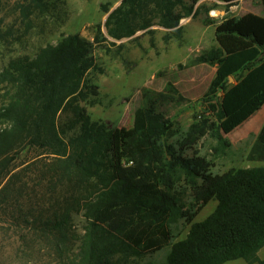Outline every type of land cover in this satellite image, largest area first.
Instances as JSON below:
<instances>
[{
	"label": "rangeland",
	"instance_id": "obj_1",
	"mask_svg": "<svg viewBox=\"0 0 264 264\" xmlns=\"http://www.w3.org/2000/svg\"><path fill=\"white\" fill-rule=\"evenodd\" d=\"M242 4L226 5L216 0H0V70L10 59L32 57L41 47L54 44L70 33L78 32L93 40L99 25L104 36L103 41L94 45V64L82 79V83L95 84L97 94L87 97L90 102L78 100L75 105L64 104L54 118L61 137L69 145L71 170L66 172L67 165L60 162L64 157L52 153L56 152L57 141L49 138L51 144L29 147L20 158L28 161L21 167L29 166L21 171L26 174L22 181H26L27 187L26 197L20 200L23 211L26 212L24 206L29 204L47 207L52 198L60 203L64 197L72 196L71 190L76 196L81 193L84 198H93V193L103 188L100 175L108 174L107 136L115 128L131 127L138 100L153 117L150 125L163 121L168 124L172 134L167 137L163 134L162 141L172 143L174 153L179 151V143L182 144L181 156L193 159V169L197 170L202 160L209 170L218 173L259 164L247 159L254 132L246 137L236 135L233 142L231 135L225 134L223 138L228 141L225 144L202 128L201 115L213 117L208 112L210 97L205 93L215 71V66L197 60L202 52L215 45L211 35L213 26L203 24L202 19L210 18L218 23L231 15H242L246 12ZM116 8L117 15L127 13L131 30V34L119 38L110 36L105 25ZM110 26L115 27L113 19ZM3 85L0 83V102ZM82 108L83 112L79 110ZM85 134L97 141L99 162L90 165L89 173L81 176L73 164L81 162L79 155L84 146L81 137ZM92 147L88 146V151ZM170 159L162 146L159 159L154 156L148 165L150 169L153 165L155 171L163 169L171 184L169 188L160 187L157 198L142 199L146 203L138 213L144 221L155 222L157 210L151 206L159 204L163 225L170 236V244L161 250L144 253L141 247L124 240V223L111 228L93 216L85 222L83 211L72 213L61 227L51 217L34 230L31 220H15L9 210L6 213L0 210V264H59L62 252L70 255L77 252L80 238L87 233L83 225L92 228L94 225L89 223L96 222L97 229L91 235L102 237V245L110 249L101 264H164L170 245L184 238L191 223L206 217L216 205L214 199L196 202L192 191L200 183L199 176L177 163L171 164ZM133 164L126 161L124 166ZM34 169L45 174L39 185L34 182L36 176L31 172ZM49 172L56 174L54 186L48 182ZM164 192L169 199H164ZM93 212L94 209L90 211ZM123 242L125 247L121 245ZM113 248L125 250L113 251ZM258 255L264 258V247ZM229 264L246 263L239 259Z\"/></svg>",
	"mask_w": 264,
	"mask_h": 264
},
{
	"label": "trees",
	"instance_id": "obj_2",
	"mask_svg": "<svg viewBox=\"0 0 264 264\" xmlns=\"http://www.w3.org/2000/svg\"><path fill=\"white\" fill-rule=\"evenodd\" d=\"M216 1L232 5L239 0ZM260 2L262 15L251 12L231 15L218 23L210 18L202 19L203 24L214 26L216 43L197 58L215 66L205 93L210 97L208 112L214 118L208 119L202 114V128L225 144L228 141L223 135L240 126L264 104V0ZM117 12L118 8L109 14L105 22L108 34L115 38L131 34L127 13L117 15ZM112 19L114 28L109 27ZM103 39L99 25L93 40L78 32L70 33L54 44L41 47L32 57L10 59L0 70V83L4 84L0 102L1 213L9 210L10 217L15 220H31L35 230L51 217L61 227L72 213L83 211L81 215L85 222L93 216L111 228L124 223V240L141 247L144 253L161 250L170 244V236L163 225L159 204L151 206L157 210L154 213L155 222L144 221L138 213L146 203L142 199L157 198L160 187H170V180L163 169L156 168L155 171L153 165L152 169L148 167L154 156L159 159L163 146L172 159L171 164L177 163L189 173L195 172L199 176L200 183L192 191L194 200L216 201L212 212L192 222L186 236L170 245L164 264H229L239 259L246 264H264V258L258 255L264 247V120L247 153L248 160L260 164L218 173L209 170L207 163L200 160L196 170L192 167L193 159L181 156L182 144L179 143V151L174 153L173 144L162 141L163 134L166 137L172 134L168 124L163 121L150 125L153 117L138 100L131 127L115 128L107 136L108 174L100 175L103 188L93 193V198H84L81 193L76 196L71 190L72 196L64 197L60 203L57 198H52L47 207L29 204L24 206L26 212L23 211L20 200L26 197L24 190L27 187L26 181H22L26 174L21 171H26L29 166L21 167L28 161H20V158L29 147L39 146L40 143L51 144L49 138L57 141L56 152L52 153L64 157L60 162L67 165L66 172L71 170V158L67 154L69 145L61 137L54 118L64 104L75 105L78 100L90 102L87 97L97 94V86L82 83V79L94 64V45ZM79 110L84 111L83 108ZM81 141L84 144L79 155L81 162L73 166L81 176H86L90 165L99 162L97 141L86 134ZM88 146L92 147L90 151ZM126 161L134 164L124 166ZM31 172L35 174L34 182L37 181L38 185L42 178L45 179L43 172L37 169ZM55 175L50 172L47 175L52 186L57 180ZM51 184L48 185L52 191ZM163 197L165 200L170 198L165 192ZM92 209L94 212L90 213ZM89 224L94 226L83 225L87 233L80 238L77 252L73 255L62 252L59 264L102 263L103 256L110 249L102 245V237L91 235L97 229V222ZM126 242L121 245L125 247ZM116 248L113 251L125 250Z\"/></svg>",
	"mask_w": 264,
	"mask_h": 264
},
{
	"label": "crops",
	"instance_id": "obj_3",
	"mask_svg": "<svg viewBox=\"0 0 264 264\" xmlns=\"http://www.w3.org/2000/svg\"><path fill=\"white\" fill-rule=\"evenodd\" d=\"M240 4L244 3V8H243V4H242V8L245 9L246 12L244 13H254V11H258L257 15H262L263 14V10H262V5L260 0H239L238 1ZM255 5V6H253ZM251 7H255L254 9H251ZM256 14V13H254ZM213 26V25H212ZM213 28V34H211L214 37V26ZM216 45V43H215ZM214 46V45H213ZM231 79V78H230ZM264 120V104L261 106V108L259 110H257L252 116H250V118H248L246 121H244L240 126L239 129H237L238 127H236L234 130H232L231 132H229L228 134L231 135L230 140L231 142H233V138L236 137V135L239 136H243L246 137V135L250 132H254L255 135L257 134L262 122ZM255 163H259L260 162H255ZM241 167H248L247 166H241Z\"/></svg>",
	"mask_w": 264,
	"mask_h": 264
},
{
	"label": "water",
	"instance_id": "obj_4",
	"mask_svg": "<svg viewBox=\"0 0 264 264\" xmlns=\"http://www.w3.org/2000/svg\"><path fill=\"white\" fill-rule=\"evenodd\" d=\"M231 80V79H230Z\"/></svg>",
	"mask_w": 264,
	"mask_h": 264
}]
</instances>
